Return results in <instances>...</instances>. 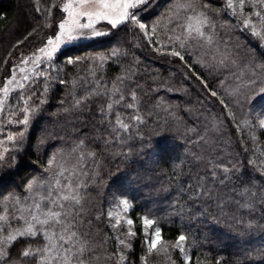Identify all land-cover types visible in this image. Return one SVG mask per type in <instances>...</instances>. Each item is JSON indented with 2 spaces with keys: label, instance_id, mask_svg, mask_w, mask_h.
I'll list each match as a JSON object with an SVG mask.
<instances>
[{
  "label": "snow or ice",
  "instance_id": "snow-or-ice-1",
  "mask_svg": "<svg viewBox=\"0 0 264 264\" xmlns=\"http://www.w3.org/2000/svg\"><path fill=\"white\" fill-rule=\"evenodd\" d=\"M147 4L148 0H50L41 5L36 0L38 27L44 36L26 53L20 51L9 73L0 79V133L5 124L17 126L0 140V146L12 145L11 149L0 148V169L17 167L18 158L34 147L47 146L51 151L46 153L42 171L27 179L18 192L0 193V264H98L100 244L91 226L104 213L97 211L91 218L85 215L88 187L99 177V171H93L99 168L98 152L128 160L134 150L143 152L154 135L170 127L192 145L187 171L182 166L184 175L174 177L172 210L177 218L226 223L236 219L233 212L246 210L253 217L247 221L248 233L264 231V141L257 134H264V112L243 111V104L257 90L264 95V0H169L152 18L143 15ZM36 32L34 27L29 36L36 39ZM128 36H139L150 51L179 62L185 78L190 70L194 72V64L210 75L217 74L213 78L221 86L231 77L227 87L214 89L195 73L221 112L197 102L198 107L189 105L185 111V115L192 114L190 125L182 119H164L162 124L155 120L161 112L174 116L173 106L158 94L159 89L145 90L139 75L141 62L134 52L129 58L128 48L133 45ZM101 37H113L114 43L104 51L65 54L70 45ZM81 63L89 64L92 71L86 80L90 87L78 92L85 78H73L68 70ZM107 66L117 69L110 77L104 72ZM57 85L66 89L57 111L74 112L75 139L69 146H56L48 143L49 135H40L33 144V122ZM161 87L186 91L163 83ZM149 92H155V97ZM66 96L71 97L70 106H65ZM222 113L230 120H222ZM226 123L241 134L239 151L225 139L230 135ZM151 124L156 128L151 129ZM133 139L139 149L129 143ZM134 199L121 193L107 210L116 247L105 253V259L113 264H135L130 256L138 238L147 254L168 255L174 249L182 264H193L190 252L199 242L190 241L184 230L174 242L165 240L163 218L152 212L137 217V237L135 220L129 215L135 209ZM252 251L255 255L246 254V258L264 264V245ZM139 259L148 264L147 255ZM196 264H200L198 254Z\"/></svg>",
  "mask_w": 264,
  "mask_h": 264
},
{
  "label": "trees",
  "instance_id": "trees-1",
  "mask_svg": "<svg viewBox=\"0 0 264 264\" xmlns=\"http://www.w3.org/2000/svg\"><path fill=\"white\" fill-rule=\"evenodd\" d=\"M50 0H40L41 5H46ZM169 0H148L143 13L145 18L155 17L159 12L165 9ZM36 0H0V79H2L10 71L12 61L17 59L20 51L27 52L34 47L40 38L44 36V31L38 25L41 23L39 19L40 13L35 10ZM55 12V10H53ZM30 13L33 20H29L27 15ZM36 27L37 32L32 36L29 33ZM123 35V34H121ZM130 44L133 46L128 48L129 58L134 52L135 56L141 62L139 75L143 77L141 83L148 88L159 89L158 94L164 97L173 107L171 109L174 116L169 117L161 112L154 116V119L161 124L164 119L184 120L191 123L192 114L185 115V111L189 105L193 108L198 107L201 103L207 109L213 112L220 113L221 106L215 101V98H210L203 91L202 85L195 78V73H199L209 81V86L214 89L227 87L231 77L221 86L214 75L208 74L206 70H202L193 65L194 72L190 70L189 78L181 75L183 70L179 62H173L171 58L164 59L159 54L150 51L146 48L139 36L135 39L132 36L127 37ZM18 41H23L19 44ZM114 43L113 37H101L94 40H85L68 46L65 49L66 55H83L88 52L104 51ZM13 53L9 56L8 53ZM8 61L7 64L4 61ZM92 67L87 63H81L75 70L69 69L68 75L73 78H85L82 81V87L78 88V92L84 87H90L86 83L90 79ZM117 69L107 66L104 72L107 76H112ZM61 76L65 73L61 71ZM220 79H224L223 76ZM43 83V81H41ZM171 86L173 88L183 87L186 91L175 92L166 91L161 84ZM239 83V81H236ZM66 95V89L63 85L55 86V91L50 93L49 101L44 105V110L33 122L31 127V136L33 144L40 135H49L48 143L56 146H69L75 139V114L74 112L63 113L57 111L61 95ZM155 92H149V96L154 98ZM15 95V94H14ZM40 93L37 92V96ZM35 99V98H34ZM68 103L65 106H70L71 97H67ZM251 110L252 113L264 112V95H261L257 90L254 96L243 104V111ZM7 112L8 109L6 108ZM203 111V109H202ZM227 109L223 110L226 113ZM221 114L222 120H230L224 114ZM239 115V112L237 113ZM80 119H86L81 116ZM78 126V125H77ZM151 129H155L156 125L151 124ZM225 128L230 135L225 139L231 142L233 148L239 151L237 146V138L241 135L231 124L226 123ZM17 130V129H16ZM134 131V130H133ZM260 139L264 141V134L257 133ZM134 149H139L140 145L135 139L129 141ZM127 149H125L126 151ZM192 145L187 142L184 136L179 135L174 128H169L165 131H160L159 134L151 138L150 145L145 146L143 152L134 150L133 155L125 160L121 156H112L111 152H98L97 161L99 177L95 184L89 185L87 197L85 200V215L95 216L97 211L103 212L104 215L98 220L94 219L92 223V235L97 238L100 253L98 264H113L109 259H105V253L111 252L116 247L114 236L116 233L110 230L108 217L106 215L110 204L114 202L116 196L121 193L127 195L130 199H134L135 209L129 215L135 220L134 230L137 231V237H140V220L137 217L141 214L152 212L158 217H162V226L164 228L165 240L174 242L175 237L180 230L188 233L190 241L195 239L199 242V247L192 248L190 254L193 255V264H196L197 254L200 264H216L219 259L220 264H253L246 258V254L255 255L253 249L264 245V231L257 233H248L247 221L253 219L247 214L246 210L233 212L232 215L236 219H229L226 223H216L205 219H189L187 216L183 219L177 218V215L172 210L173 200L175 198L176 180L174 177L180 173V168L190 164V152ZM51 149L47 146L33 148L27 150L19 157L17 167L8 170L0 169V193L9 191H19L23 187L26 180L33 175H37L42 171V165L45 163L46 153ZM237 199H240L237 196ZM243 202V201H241ZM2 210V205H0ZM11 211V209H10ZM226 211H229L226 209ZM223 221V217H220ZM237 221H243L238 223ZM261 223H264L262 221ZM102 241V243H101ZM130 259L135 264H142L139 257L147 255L148 264H182V258L178 250L170 249L169 254L163 252H153L147 254L142 251L140 239H136L133 244V250ZM171 256V261L169 260ZM223 259H220V258Z\"/></svg>",
  "mask_w": 264,
  "mask_h": 264
},
{
  "label": "rangeland",
  "instance_id": "rangeland-1",
  "mask_svg": "<svg viewBox=\"0 0 264 264\" xmlns=\"http://www.w3.org/2000/svg\"><path fill=\"white\" fill-rule=\"evenodd\" d=\"M26 1H28V0H26ZM27 17H28V19H29L30 21L33 20V16H32L30 13H28ZM83 41H85V40H83ZM79 42H81V41H79ZM77 43H78V42H77ZM14 94H15V93H14ZM14 94H13V95H14ZM4 127H5V131H4L3 133H0V140L4 139V137H5L6 134H7V131H9V130H11V131H16V129H17V126L10 125V124H5ZM2 147H7V148L11 149L12 145H11L10 143H8V142H5L4 145L0 146V148H2ZM119 197H120V195H119V196H116V199L114 200V202H112V203L110 204V206H112L113 204H115V203L117 202V199H118Z\"/></svg>",
  "mask_w": 264,
  "mask_h": 264
}]
</instances>
